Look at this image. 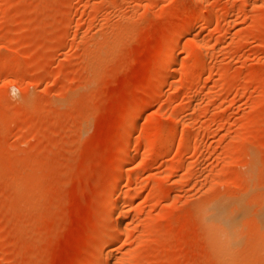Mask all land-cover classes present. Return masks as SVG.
<instances>
[{
  "label": "rangeland",
  "instance_id": "rangeland-1",
  "mask_svg": "<svg viewBox=\"0 0 264 264\" xmlns=\"http://www.w3.org/2000/svg\"><path fill=\"white\" fill-rule=\"evenodd\" d=\"M263 214L264 0H0V264H264Z\"/></svg>",
  "mask_w": 264,
  "mask_h": 264
},
{
  "label": "bare ground",
  "instance_id": "bare-ground-1",
  "mask_svg": "<svg viewBox=\"0 0 264 264\" xmlns=\"http://www.w3.org/2000/svg\"><path fill=\"white\" fill-rule=\"evenodd\" d=\"M196 14L197 13H192L191 15H190V17H188L186 20H185V22H184V24L182 25L183 27H185V29L186 28H189V26H191V24H190V18H192L193 16H196ZM199 15V14H198ZM200 15H201V13H200ZM174 41H175V38L173 39ZM177 46V45H176ZM176 46H175V48H176ZM170 47V46H169ZM170 49V48H169ZM174 49V48H173ZM173 52H176V51H173ZM177 53V52H176ZM179 54V53H178ZM171 58V57H170ZM179 58H178V56H173L172 58H171V60H170V69H171V67H173V66H175L174 68H173V72H176V70L177 69H175L176 68V65L179 63ZM163 62V61H162ZM204 67V66H203ZM161 90V89H160ZM144 94H146V93H144ZM145 96V95H144ZM144 101V100H143ZM145 102V101H144ZM142 104V103H141ZM140 106V105H139ZM142 109H143V107H141ZM141 108H138V112L135 114V116L133 117V119H132V121L130 122V125H129V130H134V129H136V127L138 126V120H139V118L141 117V115H142V113H143V110L141 109ZM165 128V127H164ZM166 129V128H165ZM170 129V128H169ZM162 130V129H161ZM167 130V129H166ZM164 131V130H163ZM162 132V131H161ZM177 132H178V130H177V127H175V129H172V131L170 132V135H168V140H167V143H166V145L167 146H171L172 144H173V142H174V138H176V137H174L176 134H177ZM184 134V133H183ZM165 135H167V134H165ZM141 139V138H140ZM127 142H128V140H127ZM127 142H124L123 143V145H121L123 148H122V150L123 151H126L127 150V148H129L130 147V145L127 143ZM138 142V141H137ZM130 143V142H129ZM135 146V145H134ZM147 146V145H146ZM170 148V147H169ZM130 149V148H129ZM137 150V149H136ZM123 156V155H122ZM129 156H130V154H129ZM120 159H122V157L120 158ZM126 159V158H125ZM121 167V166H120ZM119 167V168H120ZM124 172V171H123ZM122 175V174H121ZM124 175V174H123ZM119 178H122V177H119L118 176V178L116 179V180H114L115 182H114V184H113V186H114V192L117 194V196H115L114 195V197H113V200H112V204H111V218L110 219H114V218H118L119 216L121 217L122 215L121 214H123V213H121L120 212V209H121V204L125 201V199H126V194L127 193H125V192H123V190H122V182H121V179H119ZM125 190V189H124ZM114 193V194H115ZM125 193V194H124ZM128 195V194H127ZM112 199V198H111ZM221 201V200H220ZM212 203V202H211ZM221 203V202H220ZM121 206V207H120ZM212 206V205H211ZM211 206H210V208H211ZM225 206V205H224ZM206 207V208H205ZM204 208L205 209H207V206H205ZM203 208V209H204ZM209 207H208V209H210ZM205 209H204V211H205ZM208 209L206 210V212H204L203 210H202V212H204L203 214L204 215H206L205 217H204V215L202 214V212H201V214L203 215L202 216V219H204L205 218V224L206 223H208V225L209 226H211V227H213L212 229H214V231L216 232V235H217V239H218V237L219 238H221V239H219V241H220V243H221V240L223 241V242H225L226 243V247H227V249H228V244H229V246L231 247L232 246V244L234 243V239L235 238H233L235 235L234 234H236V233H233L234 231H236L237 232V229H235L236 227H238L237 226V224H238V217L235 215H233V213L232 212H230V211H228L226 208H224V207H222V205H220V204H214L213 206H212V208L210 209V211H208ZM230 209V208H229ZM201 210V209H200ZM230 212V213H229ZM121 213V214H120ZM207 213V214H206ZM231 213H232V215H231ZM119 217V218H120ZM240 218V217H239ZM114 221V220H113ZM263 224H264V214H263V222H262ZM262 224V225H263ZM122 227V226H121ZM208 228H210V227H208ZM111 230V232H112V228H110ZM109 230V229H108ZM110 231H107L108 233V235L107 236H109V238H110V235L113 233H111ZM209 231V230H208ZM213 232V231H212ZM214 234V233H213ZM215 236V235H214ZM233 236V237H232ZM214 238V237H213ZM233 238V239H232ZM230 241L232 242V243H230ZM236 241H238V240H236ZM222 242V243H223ZM239 242V241H238ZM220 244V245H225V243L224 244ZM237 243V242H236ZM217 246H218V244H216ZM219 247L220 249L222 248L223 250H224V248H226L225 246H223V247ZM233 247V246H232ZM218 248V247H217ZM231 249V248H230ZM226 250V249H225ZM231 250H233V249H231ZM224 252V251H223ZM222 253V252H221ZM99 258L97 259V260H95V261H93L91 264H99L98 262H99ZM102 260V259H101Z\"/></svg>",
  "mask_w": 264,
  "mask_h": 264
}]
</instances>
